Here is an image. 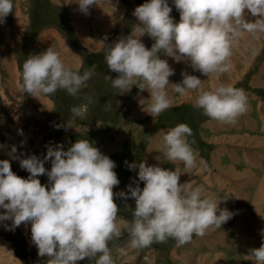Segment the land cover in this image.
<instances>
[{"label": "clouds", "instance_id": "obj_1", "mask_svg": "<svg viewBox=\"0 0 264 264\" xmlns=\"http://www.w3.org/2000/svg\"><path fill=\"white\" fill-rule=\"evenodd\" d=\"M15 0H0V24L12 13ZM180 12L176 22L170 15L169 0H144L133 16L137 22L130 33L107 45L105 60L108 68L118 73L106 75L120 93L129 92L134 85L151 91L148 105L151 116H159L172 101L168 89L185 94L196 92L195 105L211 119L235 123L248 110V97L243 88L223 82L214 88H204L205 80L182 73L181 83L172 84L169 77L175 69L165 56L176 61H190L201 73L222 74L231 67L233 48L245 34L259 38L264 34V0H172ZM79 10L88 14L95 0H76ZM249 14L255 19H248ZM153 40L151 48L141 37ZM259 54L253 49L252 55ZM95 66L82 74L73 70L60 53L47 48L30 54L22 65V89L34 97L53 94L64 89L76 96L86 87ZM87 104L73 106V118L87 113ZM70 123V122H69ZM57 128L67 126L57 124ZM22 132V130H20ZM192 128L184 122L168 130H159L165 145L164 155L170 161H181L187 169L197 167L198 152L189 142ZM23 143V141L21 142ZM43 158L36 154L24 156L13 145L8 153L19 160L21 168L29 172L27 178L18 176L9 159H0V223L14 231L22 222L31 224V242L39 256L49 257L47 264H77L87 258L91 264H116L110 241L128 233L127 247H118L120 255L128 248L143 249L154 242L174 238L177 246L203 236L210 229H220L235 214L220 208L219 202L202 186L191 181L180 183L177 169L148 165L146 160L125 161L130 170L138 169L127 192H114L120 184L117 165L102 153L88 138L77 139L66 150L63 143L46 145ZM51 161L50 170L45 167ZM47 175L42 184L39 176ZM144 182L141 188L140 182ZM135 185V186H133ZM119 196L134 199L132 219L119 216L120 208L114 200ZM125 206L129 207L127 204ZM254 264H264V243L246 256ZM149 261V257H144Z\"/></svg>", "mask_w": 264, "mask_h": 264}, {"label": "rangeland", "instance_id": "obj_2", "mask_svg": "<svg viewBox=\"0 0 264 264\" xmlns=\"http://www.w3.org/2000/svg\"><path fill=\"white\" fill-rule=\"evenodd\" d=\"M48 3L56 10L45 14L44 8L47 7L44 5L42 10L38 9L37 12L33 9L31 13H42L38 16L39 20L36 18L33 22L29 14L30 0H15L12 13L0 24V159H9L12 170L18 176L27 178L29 172L21 168L19 160L12 159L8 154L13 145L17 146L15 155L36 154L43 158L48 144L63 143L66 150L77 139L88 138L102 153L116 162L117 167L114 170L118 174L120 184L114 187V192H127L126 186L133 183V178L138 179V169L130 170L125 161L146 160L148 165L177 169L181 174L180 183L191 181L193 187L202 186L206 191H212L216 199L221 198V190L215 184H212V187L207 185L205 172L217 175H227L229 172L233 175L230 168L225 169L227 166L223 168L218 165L220 162H217L218 157L228 159V154L230 156L234 149L233 141H226L222 136H218L216 129H206L207 125H211L210 122L217 120L207 115L206 119L197 120V117L205 115L203 110L195 105L197 93L190 91L180 94L170 86L168 93L172 101L171 106L159 116L152 117L148 109L151 103L150 90H141L134 85L129 92L122 94L113 88L111 80L106 77L108 75L115 78L118 75L107 66V45L130 33L133 24L137 22L133 11L144 3V0H95V5L91 6L88 14L81 12L79 5L72 0H50ZM169 5L172 7L170 15L179 22V10L172 0H169ZM48 16L53 21L45 22ZM247 18L255 19L250 14ZM141 39L148 48L154 43L148 35ZM51 46L60 53L68 66L81 74L95 66L86 87L82 88L78 95L72 96L64 89L38 97L23 93L22 65L25 59L30 54H38ZM253 49H259V54L255 57L252 55ZM159 54L175 69L174 75L169 77L172 84L181 83L182 73L187 72L202 76L206 89H211L221 82L243 88L248 97V105L249 91H252L257 99L258 96H264L263 85L253 86L257 78L253 74L259 64L264 62V34L257 39L245 33L233 48L232 67L219 75L206 76L195 70L190 61H176L173 57L165 56L163 51ZM260 72H264V66ZM82 104L88 105L86 115L73 118L72 107ZM98 111L103 114H98L102 119L95 117ZM181 122L187 123L193 130L189 142L198 152V163L197 167L192 169L185 168L183 162L167 159L164 155L162 135L159 134L160 129L166 131ZM66 123L68 127L55 126ZM209 131L212 133L210 137L207 135ZM212 140L217 144H212ZM207 144L213 147L210 150L213 152L211 156L209 152L206 157L208 165L214 170L202 171L198 167L206 165L202 155ZM45 167L50 170V160L45 162ZM260 170L258 168V171ZM236 172L233 170L234 174ZM39 179L42 184L48 183L47 175H40ZM140 186H144L143 181ZM114 200L120 208L118 215L131 220L132 209L135 208L134 199L129 197L125 200L116 196ZM229 205L231 209H227L235 214L224 223L223 228L221 225L220 229H210L203 236L194 234L190 242L181 246H177L176 240L169 237L166 241L154 242L147 248H128L126 255H120L117 248L127 247L128 242V233L124 232L119 239L109 242L116 264H149V261H145V256L149 257L151 264H254L245 255V258L241 256L244 249L236 245V231L231 229L230 225L237 214V208L231 203ZM236 205L249 209L246 204ZM3 211L5 210L0 209V212ZM5 223L12 222L0 223V264H47L49 257L39 256L36 245L31 242L30 222H22L14 231L6 230ZM253 232L257 230L253 229ZM77 264L91 262L85 258Z\"/></svg>", "mask_w": 264, "mask_h": 264}, {"label": "crops", "instance_id": "obj_3", "mask_svg": "<svg viewBox=\"0 0 264 264\" xmlns=\"http://www.w3.org/2000/svg\"><path fill=\"white\" fill-rule=\"evenodd\" d=\"M72 1L76 2V0ZM263 66L264 62L259 64L256 73L253 74L254 77L257 76L254 85L251 84L254 87L264 86V72H260ZM248 95L250 98L248 110L237 118L235 124L217 121H212L213 124L210 122L211 125L205 123L206 129H216L218 136H222L226 141H233L234 149L230 156L229 154L227 156L229 160L220 157L217 159V162H220L218 165L223 168L227 166L225 169L230 168L233 175L229 172L227 175H217L211 172H205V174L208 178L207 185L212 187V184H215L221 190V198H217V201L221 200L219 207L231 209V205H229L231 203L237 208V214L232 219L233 223L230 226L236 231V245L244 249V253L241 255L244 258L251 249L259 248L264 243V96H258L259 99H257L252 91H249ZM211 134L209 131L208 137ZM212 141V144H217L215 140ZM212 148L208 144L205 148L206 151L203 153L205 157L202 155V159L207 166L198 167L202 171L214 170L208 165L206 157ZM212 153L211 151L210 156ZM176 162L181 163V161ZM258 168L261 170L258 171ZM233 170L237 172L234 174ZM206 192L214 194L210 190ZM236 204H246L249 209ZM241 207L244 209H240ZM253 229L257 232H253Z\"/></svg>", "mask_w": 264, "mask_h": 264}, {"label": "trees", "instance_id": "obj_4", "mask_svg": "<svg viewBox=\"0 0 264 264\" xmlns=\"http://www.w3.org/2000/svg\"><path fill=\"white\" fill-rule=\"evenodd\" d=\"M49 1L48 0H42L41 2H38L37 0H30V15H31V19H32V21H33V19H34V21H35V19L36 18H38V20H39V17L38 16H40L42 13H40V14H36V13H31V11H33V9H35L36 10V12L38 11V9L39 10H42V7H43V5L44 6H46L47 8H44L45 10H46V12H45V14L46 13H50V12H54V10H56V8L55 7H53V6H51L49 3H48ZM46 20H45V22H48V21H53V19L50 17V16H48V17H46L45 18ZM33 21V22H34ZM110 92H112V91H110ZM77 101V100H76ZM111 109V107L109 108V110ZM108 113V112H107ZM97 115H95V117H98L99 115L98 114H101V112L100 111H98L97 113H96ZM110 113H108V115H109ZM101 115H103V114H101ZM97 119H102L101 117H98ZM204 119H206V115H201L200 116V118L199 117H197V120L199 121V120H204Z\"/></svg>", "mask_w": 264, "mask_h": 264}, {"label": "bare ground", "instance_id": "obj_5", "mask_svg": "<svg viewBox=\"0 0 264 264\" xmlns=\"http://www.w3.org/2000/svg\"><path fill=\"white\" fill-rule=\"evenodd\" d=\"M235 63H236V61H235ZM237 66V65H236ZM238 68V67H237ZM239 70V69H238ZM201 79H202V76H199ZM220 77V76H219ZM229 77V76H228ZM176 78V77H175ZM203 80V79H202ZM207 86V85H206ZM214 88V87H213ZM220 261V260H219Z\"/></svg>", "mask_w": 264, "mask_h": 264}]
</instances>
